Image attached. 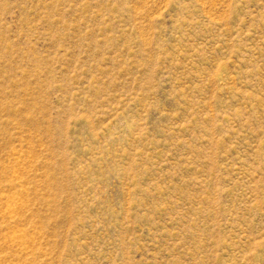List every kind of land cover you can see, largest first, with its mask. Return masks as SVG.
Returning a JSON list of instances; mask_svg holds the SVG:
<instances>
[{"label":"rangeland","instance_id":"1","mask_svg":"<svg viewBox=\"0 0 264 264\" xmlns=\"http://www.w3.org/2000/svg\"><path fill=\"white\" fill-rule=\"evenodd\" d=\"M0 264H264V0H0Z\"/></svg>","mask_w":264,"mask_h":264}]
</instances>
